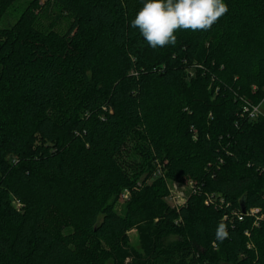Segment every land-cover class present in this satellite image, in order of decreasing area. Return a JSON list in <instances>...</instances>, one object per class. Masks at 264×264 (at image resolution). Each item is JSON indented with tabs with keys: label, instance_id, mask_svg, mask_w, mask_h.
I'll return each mask as SVG.
<instances>
[{
	"label": "trees",
	"instance_id": "trees-1",
	"mask_svg": "<svg viewBox=\"0 0 264 264\" xmlns=\"http://www.w3.org/2000/svg\"><path fill=\"white\" fill-rule=\"evenodd\" d=\"M54 2L65 31L30 11L0 27V264H264V118L245 110L264 98V0H224L157 49L130 26L143 0ZM167 177L194 184L178 212Z\"/></svg>",
	"mask_w": 264,
	"mask_h": 264
},
{
	"label": "clouds",
	"instance_id": "clouds-1",
	"mask_svg": "<svg viewBox=\"0 0 264 264\" xmlns=\"http://www.w3.org/2000/svg\"><path fill=\"white\" fill-rule=\"evenodd\" d=\"M229 11L224 0H143V6L131 20L149 47L175 45L179 30L209 31ZM227 225L221 222L215 239L228 238Z\"/></svg>",
	"mask_w": 264,
	"mask_h": 264
},
{
	"label": "rangeland",
	"instance_id": "rangeland-1",
	"mask_svg": "<svg viewBox=\"0 0 264 264\" xmlns=\"http://www.w3.org/2000/svg\"><path fill=\"white\" fill-rule=\"evenodd\" d=\"M34 0H16L13 5L9 8L3 19L0 21V27H9L13 23H15L18 18L22 15L25 11H30L33 13L35 17L36 24L41 29H51L54 28L57 31H65L67 30L71 19V16L68 14L67 11L63 10L59 6H57L54 0H39L40 7L39 8H30L32 2ZM189 78L191 80L192 77L195 76L196 71L191 70L188 72ZM260 103V112L258 114V118H264V98L259 102ZM256 117V118H257ZM253 118V119H256ZM159 167V164L155 165V173L153 172L150 176L145 173L140 181L139 185L143 186L145 184H151L156 179L159 178V174H156V169ZM147 177V178H146ZM168 192L164 196L163 200L166 202L167 205H170L172 208L178 210L180 207L187 205L188 199L191 194H193V185L189 183V181L184 183H179L175 180L170 178H165ZM130 191L124 190L121 194L119 201L117 203V210L121 213H125L127 210L128 202L130 201ZM209 200V199H208ZM207 200V201H208ZM210 201V200H209ZM208 203V202H207ZM179 219V218H178ZM141 230H139V224L134 225L131 229L127 231V235L130 239V245L134 252L132 254L140 253L144 254V248L140 238ZM178 240V237L172 235L168 237L165 243L175 242ZM135 255V254H134ZM133 255V256H134ZM132 257H129L125 260L126 263H130ZM227 264V263H223Z\"/></svg>",
	"mask_w": 264,
	"mask_h": 264
},
{
	"label": "built area",
	"instance_id": "built-area-1",
	"mask_svg": "<svg viewBox=\"0 0 264 264\" xmlns=\"http://www.w3.org/2000/svg\"><path fill=\"white\" fill-rule=\"evenodd\" d=\"M260 105L258 106H253V107H246L245 110L249 112V115L250 117L253 119V118H256L260 112ZM158 174L160 175L161 174V171H158ZM189 183L191 185H193V182L192 181H189ZM193 190H195L194 186L192 187ZM211 201V199H209ZM209 200L207 202H209Z\"/></svg>",
	"mask_w": 264,
	"mask_h": 264
},
{
	"label": "water",
	"instance_id": "water-1",
	"mask_svg": "<svg viewBox=\"0 0 264 264\" xmlns=\"http://www.w3.org/2000/svg\"><path fill=\"white\" fill-rule=\"evenodd\" d=\"M244 210H245V208H244Z\"/></svg>",
	"mask_w": 264,
	"mask_h": 264
}]
</instances>
